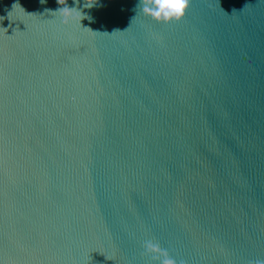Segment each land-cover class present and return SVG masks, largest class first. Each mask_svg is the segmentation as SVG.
I'll list each match as a JSON object with an SVG mask.
<instances>
[{"label": "water", "instance_id": "obj_1", "mask_svg": "<svg viewBox=\"0 0 264 264\" xmlns=\"http://www.w3.org/2000/svg\"><path fill=\"white\" fill-rule=\"evenodd\" d=\"M85 3L0 0V264L264 258V0Z\"/></svg>", "mask_w": 264, "mask_h": 264}, {"label": "clouds", "instance_id": "obj_2", "mask_svg": "<svg viewBox=\"0 0 264 264\" xmlns=\"http://www.w3.org/2000/svg\"><path fill=\"white\" fill-rule=\"evenodd\" d=\"M95 2L96 0H86L85 7H92ZM190 2L191 0H140V11L145 17L156 23L165 25L179 23L186 17ZM58 3L62 5L60 0H58ZM63 5H66V0H64ZM56 13L62 14V23L65 25H69L70 22L76 19L74 14H78V23L81 26L82 15L79 11L70 10L64 6ZM144 249L145 253L151 256L152 261L156 264H177V261L169 256L168 251L162 249L158 243H153L151 240L146 241ZM250 264H264V258H257Z\"/></svg>", "mask_w": 264, "mask_h": 264}]
</instances>
